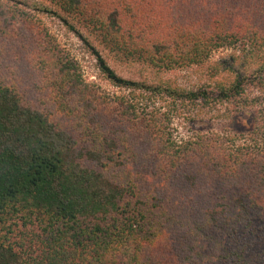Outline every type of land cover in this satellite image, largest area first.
<instances>
[{
    "label": "trees",
    "instance_id": "16d2710c",
    "mask_svg": "<svg viewBox=\"0 0 264 264\" xmlns=\"http://www.w3.org/2000/svg\"><path fill=\"white\" fill-rule=\"evenodd\" d=\"M52 2L132 61L234 54L226 82L112 77L130 93L106 94L28 4L0 0V264H264L247 242L264 231V0ZM201 99L255 109L252 130L178 139L173 108Z\"/></svg>",
    "mask_w": 264,
    "mask_h": 264
},
{
    "label": "rangeland",
    "instance_id": "374dc122",
    "mask_svg": "<svg viewBox=\"0 0 264 264\" xmlns=\"http://www.w3.org/2000/svg\"><path fill=\"white\" fill-rule=\"evenodd\" d=\"M16 1L29 5V10L42 20L55 36L60 47L69 53L82 68L86 82L100 88L103 93L129 95L130 91L118 88L115 84L116 80L112 77L148 86L171 84L182 89H196L200 85L215 81L226 82V61L230 60V56L234 54L231 49L217 50L209 59L199 65L173 69L157 68L154 65L129 60L121 53L112 51L104 43L100 32L92 25L89 26L78 17L65 13L52 0ZM236 55L239 56L240 52L237 51ZM253 64L257 68L255 60ZM102 66L106 67L108 72ZM236 68L242 69L243 63L239 62ZM250 95L251 97L257 96V90L254 89ZM203 103L204 101L201 99L195 104L185 101V104L180 102L175 105L171 127L178 139L189 138L197 132L226 133L230 131L232 134L243 133L247 136L248 132L252 130L255 109L243 108V110H239L238 104L231 105L222 100L201 107ZM161 104L164 110L166 108L164 101H161ZM166 109L168 110L169 107ZM257 215L261 218L264 217V214ZM260 233H258L259 238L256 236L247 237V242L249 246L251 245L249 247L251 253L262 256L264 254V231ZM210 244H207L206 247L209 248ZM211 252L215 256L222 253L217 248ZM206 253L209 254L210 251ZM218 260L215 258L214 262L217 263Z\"/></svg>",
    "mask_w": 264,
    "mask_h": 264
}]
</instances>
